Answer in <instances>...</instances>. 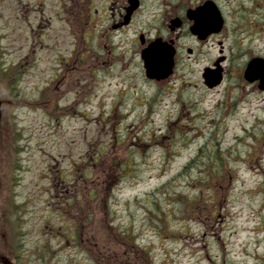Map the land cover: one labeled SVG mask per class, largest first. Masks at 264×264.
I'll list each match as a JSON object with an SVG mask.
<instances>
[{
	"label": "rangeland",
	"instance_id": "rangeland-1",
	"mask_svg": "<svg viewBox=\"0 0 264 264\" xmlns=\"http://www.w3.org/2000/svg\"><path fill=\"white\" fill-rule=\"evenodd\" d=\"M165 1L85 40L89 0H0L1 262L264 264V91L240 79L264 56V0H217L212 89L215 41L184 40L172 85L146 81L137 34L164 33Z\"/></svg>",
	"mask_w": 264,
	"mask_h": 264
},
{
	"label": "flooded vegetation",
	"instance_id": "flooded-vegetation-1",
	"mask_svg": "<svg viewBox=\"0 0 264 264\" xmlns=\"http://www.w3.org/2000/svg\"><path fill=\"white\" fill-rule=\"evenodd\" d=\"M89 1L90 4L88 5V8L86 10H84V7H82L79 10L78 13L80 14V16L85 14L89 18L92 17L93 21H95L98 18L101 19L104 18V28L111 29L116 32L126 30L127 28H130L134 23L136 24V22L138 24V22L142 18L141 14L144 13L145 11L147 12L146 10L147 5L145 3V0H136V2H132V0H89ZM168 1L169 2L167 1L164 2V7L162 10L159 9V16L161 21L160 28L164 31V33L162 34V32H156L155 36H161L165 40H170V39L173 40V44L176 49L175 68L177 66L178 54L180 53L181 50L184 49V52L187 54V57H191L195 52V48L192 45H187L185 41L191 43H197V44L212 43L215 41V43L218 45V54L224 51L223 38L226 37L224 33L225 24L223 25L222 29L219 32H213L203 40H199L196 35L190 32L189 27L192 22L188 20L186 17V10L188 7L196 6L201 2H203L204 0H192V1L187 0L185 4L182 0H176V1L168 0ZM78 2L82 3L83 0H78ZM128 11H130V13H128ZM176 17L180 19L181 24L178 27H173L171 20ZM162 18L164 20H161ZM139 32L141 33V31ZM147 39L148 38H146V41ZM214 60L215 57L212 59L210 64H212ZM96 62L97 61L95 60L94 65L96 64L100 66V63L99 62L96 63ZM173 75L174 72L170 77H172ZM129 77L130 76L125 75L122 81H125ZM163 81H167V79ZM113 106L114 105L110 106L109 108L112 109ZM92 245L95 249V253H99V250L97 249L98 243H93ZM96 260H98V256L96 257Z\"/></svg>",
	"mask_w": 264,
	"mask_h": 264
},
{
	"label": "water",
	"instance_id": "water-1",
	"mask_svg": "<svg viewBox=\"0 0 264 264\" xmlns=\"http://www.w3.org/2000/svg\"><path fill=\"white\" fill-rule=\"evenodd\" d=\"M206 13L209 14L208 17L211 18L215 24H220V15H218L216 8L208 6L206 8ZM189 16L194 15L189 14ZM205 19L206 17H201L199 18V21ZM196 22L197 23H195L191 29L194 33L201 34V31H203V26L198 24V20ZM200 23H203V21H200ZM162 47V44L156 40L150 43L149 46L143 49L141 52V56L146 67V73L149 77H155L159 79L167 76L172 70V56L171 54L164 51ZM243 76L249 81L259 79L258 86L259 88L264 89V58L260 56L251 58L244 69ZM203 77L205 79L206 85L213 87L217 85L222 79V68L207 67L204 69Z\"/></svg>",
	"mask_w": 264,
	"mask_h": 264
},
{
	"label": "trees",
	"instance_id": "trees-1",
	"mask_svg": "<svg viewBox=\"0 0 264 264\" xmlns=\"http://www.w3.org/2000/svg\"><path fill=\"white\" fill-rule=\"evenodd\" d=\"M191 160H192V162H190L188 165H186V167L189 166L190 164H192L193 162H195V159L194 160L191 159Z\"/></svg>",
	"mask_w": 264,
	"mask_h": 264
}]
</instances>
